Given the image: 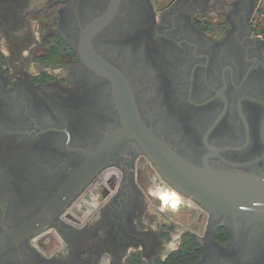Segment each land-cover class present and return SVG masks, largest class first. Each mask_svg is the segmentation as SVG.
Masks as SVG:
<instances>
[{"label": "flooded vegetation", "instance_id": "obj_1", "mask_svg": "<svg viewBox=\"0 0 264 264\" xmlns=\"http://www.w3.org/2000/svg\"><path fill=\"white\" fill-rule=\"evenodd\" d=\"M113 5L90 44L126 76L148 128L197 166L264 178V0H0V238L123 127L113 83L80 52ZM92 170L0 264H264V219L178 191L169 209L175 187L136 140Z\"/></svg>", "mask_w": 264, "mask_h": 264}, {"label": "water", "instance_id": "obj_2", "mask_svg": "<svg viewBox=\"0 0 264 264\" xmlns=\"http://www.w3.org/2000/svg\"><path fill=\"white\" fill-rule=\"evenodd\" d=\"M115 10L113 5L109 12L86 27L80 52L88 66L113 83L123 127L76 172L45 212L20 229L8 232L0 238V251L42 228L76 192L84 187L89 178L84 177L93 174L92 167L96 162L107 158L116 145L127 139H134L142 146L160 173L178 192L217 211L264 219L263 177L248 173L219 171L209 165L197 166L180 156L145 124L126 76L107 62L90 44L92 34L111 19Z\"/></svg>", "mask_w": 264, "mask_h": 264}, {"label": "rangeland", "instance_id": "obj_3", "mask_svg": "<svg viewBox=\"0 0 264 264\" xmlns=\"http://www.w3.org/2000/svg\"><path fill=\"white\" fill-rule=\"evenodd\" d=\"M150 166V165H149ZM149 169L151 170V166L149 167ZM159 174L156 172V171H154L153 172V174H152V178H154L155 179V177H156V183H157V181H159V179H160V177L158 176ZM151 181H152V179H151ZM156 183H154L153 184V189L155 190V191H158L159 189L158 188H160V186H156L155 184ZM158 189V190H157ZM164 192H171V191H165V190H163ZM160 195V194H159ZM160 197H161V195H160ZM162 198V197H161ZM193 202L191 201V204H192ZM190 212H192V213H189L190 215H189V217H190V219L192 220L193 218H197V216H198V214H199V212H201L203 215L205 214L204 213V211H203V209H201V207L200 208H196L195 210H193V211H190Z\"/></svg>", "mask_w": 264, "mask_h": 264}, {"label": "clouds", "instance_id": "obj_4", "mask_svg": "<svg viewBox=\"0 0 264 264\" xmlns=\"http://www.w3.org/2000/svg\"><path fill=\"white\" fill-rule=\"evenodd\" d=\"M0 53L4 54V55H7L8 52H7V48L6 46L4 45V43L2 41H0ZM180 198L178 197V195L176 193H172V192H169L167 194H165L163 196V200L164 202H168L170 200H179ZM173 207H176V205H172Z\"/></svg>", "mask_w": 264, "mask_h": 264}, {"label": "bare ground", "instance_id": "obj_5", "mask_svg": "<svg viewBox=\"0 0 264 264\" xmlns=\"http://www.w3.org/2000/svg\"><path fill=\"white\" fill-rule=\"evenodd\" d=\"M176 200H170L166 203V206L169 208V209H174L175 207H173L172 205H176Z\"/></svg>", "mask_w": 264, "mask_h": 264}, {"label": "trees", "instance_id": "obj_6", "mask_svg": "<svg viewBox=\"0 0 264 264\" xmlns=\"http://www.w3.org/2000/svg\"><path fill=\"white\" fill-rule=\"evenodd\" d=\"M169 191H171L172 193H176V192H177V190H176V189H173V188H170ZM167 193H168V192H167ZM167 193L165 192V193H163V194L165 195V194H167ZM163 194H160L161 197L163 196ZM181 198H182V196H181Z\"/></svg>", "mask_w": 264, "mask_h": 264}]
</instances>
